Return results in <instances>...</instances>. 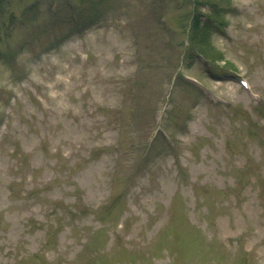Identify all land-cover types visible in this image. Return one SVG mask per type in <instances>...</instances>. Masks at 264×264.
<instances>
[{"label": "rangeland", "instance_id": "374dc122", "mask_svg": "<svg viewBox=\"0 0 264 264\" xmlns=\"http://www.w3.org/2000/svg\"><path fill=\"white\" fill-rule=\"evenodd\" d=\"M66 7L0 6V264H264V0Z\"/></svg>", "mask_w": 264, "mask_h": 264}, {"label": "trees", "instance_id": "16d2710c", "mask_svg": "<svg viewBox=\"0 0 264 264\" xmlns=\"http://www.w3.org/2000/svg\"><path fill=\"white\" fill-rule=\"evenodd\" d=\"M5 0H0V6L3 5V2ZM208 4V3H206ZM212 6L216 8L215 14H219V12L224 11V5L218 6L216 3H212ZM209 20V14H205L204 12L198 11L192 15L191 19V27L189 28L190 30V35L196 34L197 32L205 31L206 26H207V21Z\"/></svg>", "mask_w": 264, "mask_h": 264}]
</instances>
